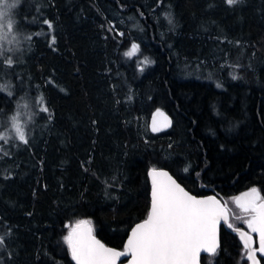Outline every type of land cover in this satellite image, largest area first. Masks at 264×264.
<instances>
[{
  "label": "trees",
  "instance_id": "16d2710c",
  "mask_svg": "<svg viewBox=\"0 0 264 264\" xmlns=\"http://www.w3.org/2000/svg\"><path fill=\"white\" fill-rule=\"evenodd\" d=\"M9 18L0 131L26 106L31 122L28 143L0 139V264H77L65 237L80 221L124 251L154 168L246 228L234 199L264 196V0H20ZM159 110L174 124L153 134ZM246 254L222 226L202 264Z\"/></svg>",
  "mask_w": 264,
  "mask_h": 264
},
{
  "label": "snow or ice",
  "instance_id": "6c2138e0",
  "mask_svg": "<svg viewBox=\"0 0 264 264\" xmlns=\"http://www.w3.org/2000/svg\"><path fill=\"white\" fill-rule=\"evenodd\" d=\"M239 2L240 0H226L228 5ZM11 7H14V4L9 3L8 0L0 3V16L4 15L3 9ZM168 22L173 23L170 17ZM12 31L13 21L10 18L7 23L0 21V48L3 47L2 42ZM14 40L13 36V40L8 42L12 43ZM138 49L139 46L134 44L126 55L131 56ZM11 62V60L8 61L9 64ZM41 102H43L42 97ZM42 111L47 112L48 108L44 107ZM12 121L18 139L25 144L28 143L18 117L14 116ZM153 130L156 129L153 128ZM3 138L0 136V139ZM151 175L150 213L143 223L136 225L133 229L126 249L118 251L105 247L92 235L91 228L81 229V225L91 222L80 221L65 237L77 264H117L118 259L126 255L131 256V264H198L201 249L215 252L217 225L221 219H227L228 210L215 197L197 199L190 195L167 172L154 168ZM234 203L243 212L248 213L246 223L252 233L258 234V248L255 247L256 242L249 233H241V238L244 241L248 259L252 261V264H259L255 253L264 254V196L260 195L258 189L253 188L242 197L235 198ZM3 243L4 238L0 236V245Z\"/></svg>",
  "mask_w": 264,
  "mask_h": 264
},
{
  "label": "water",
  "instance_id": "95a60500",
  "mask_svg": "<svg viewBox=\"0 0 264 264\" xmlns=\"http://www.w3.org/2000/svg\"><path fill=\"white\" fill-rule=\"evenodd\" d=\"M173 124H174V121H173V118L166 112L162 111V110H159L157 112H155L151 118H150V121H149V129L151 131V133L153 134H161V133H165V132H168L172 129L173 127ZM153 128H155L156 130H153ZM158 171H164V172H167L171 177L172 179H174L186 192H188L190 195L192 196H195L197 197V199H207L209 197H215L216 200L220 201L221 205L226 208L228 210L227 212V219H221L219 224L217 225V233H216V248H215V252H209L207 251L206 249H201L200 253H199V256H198V264H202V257L203 256H207V255H214L218 252V250L220 249V245H221V228L222 226H224L227 230H229L231 233L237 235L243 245V247L245 248L244 246V241L243 239L241 238V233L243 232H247L249 233V235H251L253 237V240L258 244L259 246V237H258V234L257 233H252L251 230L249 229L248 227V230H245V229H241V228H235L232 226L231 222H230V219H231V212L229 210V206L226 202H224L223 200H221L220 198H218L217 196L215 195H209V196H196L194 195L193 193H191L189 190H187L185 188V186H183L168 170L166 169H157ZM151 172L152 170H150L149 172V177H150V181H151V184H152V175H151ZM158 179H163V178H158ZM250 191V190H249ZM249 191H245L241 194H239L237 197H242L244 193H247ZM236 197V198H237ZM151 203H152V188H151ZM151 210V208H150ZM150 213V211H149ZM149 215V214H148ZM148 218V216H147ZM146 218V219H147ZM145 219V220H146ZM144 220V221H145ZM144 221L140 222V223H143ZM138 223V224H140ZM136 224V225H138ZM136 225L131 229L130 233H129V236L126 240V244H125V249H126V246H127V241L129 240V238L131 237V234H132V231L133 229L136 227ZM76 227V226H75ZM74 227V228H75ZM73 228V229H74ZM88 228H91L89 224H85V225H81V229L82 230H87ZM92 229V228H91ZM72 231V230H71ZM92 235L95 237L96 240L100 241L105 247L107 248H111V247H108L107 245H105L94 233H93V230H92ZM255 236L257 237V240L255 239ZM256 243H255V247H256ZM258 248V247H257ZM111 249H114V248H111ZM117 250V249H116ZM120 251V250H118ZM129 256V257H128ZM255 256H256V259L259 261V264H262L261 263V257H264V254H261L259 252H256L255 253ZM128 257V259L126 261H124V259ZM131 256L130 255H126V256H122L118 259L117 261V264H131ZM246 259L248 260L249 264H252V261H250L247 257V254H246Z\"/></svg>",
  "mask_w": 264,
  "mask_h": 264
},
{
  "label": "rangeland",
  "instance_id": "374dc122",
  "mask_svg": "<svg viewBox=\"0 0 264 264\" xmlns=\"http://www.w3.org/2000/svg\"><path fill=\"white\" fill-rule=\"evenodd\" d=\"M8 40V39H7ZM9 41V40H8ZM8 41H4V42H2V45H3V47H2V49H4V51L5 52H11V50H9V49H11V47H10V43L8 42ZM15 49H16V47H13L12 48V51H15ZM26 111H27V106H26V108H25V112L23 113V115H22V113L20 114L21 115V117L19 118L18 117V121L21 123V126L23 127V129H24V131H25V133H26V131H27V125H28V123L29 122H31V119H30V116L28 117L27 116V114H26ZM19 114V113H18ZM31 116H33V114L31 115ZM31 118H33V117H31ZM11 126H12V129L10 130V128L8 127V129H1V131H0V136H3L4 138L3 139H5L6 138V136H7V138L8 139H14V138H16V139H18V137L16 136V133H15V130H14V128H13V121H12V124H11ZM19 140V139H18ZM237 197V196H236ZM236 204V203H235Z\"/></svg>",
  "mask_w": 264,
  "mask_h": 264
},
{
  "label": "clouds",
  "instance_id": "9594fccd",
  "mask_svg": "<svg viewBox=\"0 0 264 264\" xmlns=\"http://www.w3.org/2000/svg\"><path fill=\"white\" fill-rule=\"evenodd\" d=\"M3 2L4 0H0V3H3ZM8 2L11 4H14V7H16V5L20 3V0H8ZM14 7L3 9L4 15L0 16V21H2L3 23H7L9 16H10V11Z\"/></svg>",
  "mask_w": 264,
  "mask_h": 264
},
{
  "label": "flooded vegetation",
  "instance_id": "af4514ba",
  "mask_svg": "<svg viewBox=\"0 0 264 264\" xmlns=\"http://www.w3.org/2000/svg\"><path fill=\"white\" fill-rule=\"evenodd\" d=\"M241 229H245V230H248V224L246 223V228H242L240 227ZM255 239L257 240V237L255 236ZM256 247H258V244L256 243Z\"/></svg>",
  "mask_w": 264,
  "mask_h": 264
}]
</instances>
